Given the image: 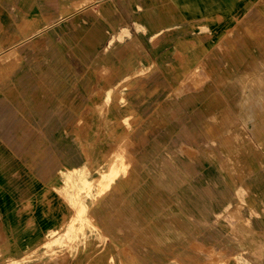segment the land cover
Segmentation results:
<instances>
[{
  "label": "crops",
  "instance_id": "crops-1",
  "mask_svg": "<svg viewBox=\"0 0 264 264\" xmlns=\"http://www.w3.org/2000/svg\"><path fill=\"white\" fill-rule=\"evenodd\" d=\"M0 264H264V0H0Z\"/></svg>",
  "mask_w": 264,
  "mask_h": 264
},
{
  "label": "rangeland",
  "instance_id": "rangeland-1",
  "mask_svg": "<svg viewBox=\"0 0 264 264\" xmlns=\"http://www.w3.org/2000/svg\"><path fill=\"white\" fill-rule=\"evenodd\" d=\"M94 6H96V5H94ZM82 216V215H81ZM78 219H80L79 217H78ZM73 231V226L69 229V231H68V234H69V232L71 233ZM48 256H52L51 254H49ZM35 257H37V255H35ZM39 258H40V256H39Z\"/></svg>",
  "mask_w": 264,
  "mask_h": 264
},
{
  "label": "bare ground",
  "instance_id": "bare-ground-1",
  "mask_svg": "<svg viewBox=\"0 0 264 264\" xmlns=\"http://www.w3.org/2000/svg\"><path fill=\"white\" fill-rule=\"evenodd\" d=\"M127 133V132H126ZM128 134V133H127ZM125 137V136H124ZM76 194V193H75Z\"/></svg>",
  "mask_w": 264,
  "mask_h": 264
}]
</instances>
